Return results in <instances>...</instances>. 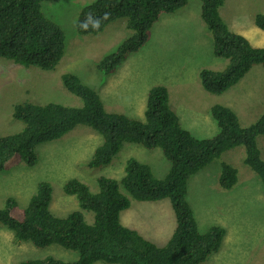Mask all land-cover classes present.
<instances>
[{"label":"trees","instance_id":"obj_1","mask_svg":"<svg viewBox=\"0 0 264 264\" xmlns=\"http://www.w3.org/2000/svg\"><path fill=\"white\" fill-rule=\"evenodd\" d=\"M49 1L58 0H0L1 59L23 68L42 71L56 68L64 53L65 37L61 28L41 12L42 3ZM198 1L200 20L212 38L213 56L227 61L221 71L201 69L198 79L204 91L219 95L239 82L253 66L264 70V47L250 44L243 35L226 27L219 14L224 0ZM188 2L95 0L80 10L74 30L80 36H94L109 24L125 20V28L131 34L95 65L97 72L108 76L130 54L144 47L150 29L161 16L174 14ZM253 22L264 32V13L256 14ZM61 82L80 100L81 106L26 102L15 105L12 117L23 127L16 133L0 136V171L11 163L33 167L36 147L60 138L77 126L88 127L101 137L100 145L87 160L88 169L110 164L123 143L148 150L160 149L169 167L158 179L148 165L128 158L119 181L97 179L96 194L75 179L66 181L64 194L73 196L80 210L92 214L90 224L85 222L81 211H73L65 218L52 215L48 209L51 188L47 182L37 184L25 207H18L13 199L7 198L0 208V229L10 233L15 243H30L40 249L56 245L75 252L77 257L73 262H63L48 256L25 259L20 264H202L208 256L216 254L224 230L211 226L203 233L198 231L186 200L188 179L224 152L242 146L243 163L259 176L264 187V161L256 140L257 136H264V112L253 124L241 127L234 111L214 105L210 116L216 123L217 133L209 139H198L182 127L162 86L147 91L143 119L136 120L106 112L96 91L82 84L75 75L63 74ZM235 183V170L222 163L218 186L228 190ZM118 186L135 201H169L175 226L163 246L145 240L133 227L120 224L119 213L129 207V200L119 192Z\"/></svg>","mask_w":264,"mask_h":264},{"label":"rangeland","instance_id":"obj_2","mask_svg":"<svg viewBox=\"0 0 264 264\" xmlns=\"http://www.w3.org/2000/svg\"><path fill=\"white\" fill-rule=\"evenodd\" d=\"M93 1L42 3V14L57 24L65 37L63 57L53 71L23 68L0 58V136L16 133L23 127L12 117L13 107L18 103L80 107V100L62 85L61 75L67 73L93 88L106 112L136 120L143 119L147 91L154 86L164 87L169 106L182 127L198 139H209L217 133L210 116L214 105L234 111L241 127L253 124L264 112V70L259 66H253L222 94H210L201 88L198 72L221 71L227 61L213 56L212 38L200 20L198 0H189L181 10L161 16L150 29L144 47L130 54L108 76L96 71V63L131 32L125 28V20H117L97 35L76 34L74 22L80 10ZM219 10L230 31L243 35L254 46L264 47V32L253 22L256 14L264 13V0H224ZM256 140L264 161V136H257ZM100 143L99 134L77 126L60 138L36 147L33 167L9 164L0 171V208L7 198L13 199L18 207H25L37 184L47 182L51 188L48 209L52 215L65 218L79 210L76 199L63 192L68 180L75 179L96 194L97 179L119 181L128 158L148 165L158 179L168 170L169 163L160 149L148 150L133 143H123L107 166L88 169L87 160ZM243 159V147H235L188 179L186 200L198 231L203 233L211 226L224 230L219 251L202 264H264V187ZM222 163L236 172V183L228 190L218 186ZM118 190L129 200V207L119 213L120 224L133 227L145 240L163 246L175 226L169 201L139 202L130 199L121 186ZM83 215L87 223L92 222L91 213L83 212ZM48 256L63 262L77 259L75 252L56 245L40 249L30 243H15L10 233L0 229V264H20L25 259Z\"/></svg>","mask_w":264,"mask_h":264},{"label":"clouds","instance_id":"obj_3","mask_svg":"<svg viewBox=\"0 0 264 264\" xmlns=\"http://www.w3.org/2000/svg\"><path fill=\"white\" fill-rule=\"evenodd\" d=\"M87 5H88V4H87ZM219 11H220V10H219ZM219 14H220V12H219ZM220 17H221V14H220ZM115 48H116V47H115ZM115 48H114V49H115ZM114 49H113V50H114ZM113 50H112V51H113ZM63 54H64V53H63ZM107 54H108V53H107ZM105 55H106V54H105ZM105 55H104V56H105ZM62 57H63V56H62ZM67 74H70V73H67ZM72 75H74V74H72ZM61 76H62V75H61ZM75 76H76V75H75ZM76 77H77V76H76ZM77 78H78V77H77ZM78 79H79V78H78ZM79 81H80V80H79ZM80 82H81V81H80ZM81 83H82V82H81ZM78 211H81L82 214H83V212H85V211H82V210H80V209H79ZM83 217H84V215H83ZM84 220H85V218H84ZM85 222H86V220H85ZM86 223H87V222H86ZM88 224H90V223H88Z\"/></svg>","mask_w":264,"mask_h":264},{"label":"bare ground","instance_id":"obj_4","mask_svg":"<svg viewBox=\"0 0 264 264\" xmlns=\"http://www.w3.org/2000/svg\"><path fill=\"white\" fill-rule=\"evenodd\" d=\"M132 28H134V27H132ZM22 106V105H21ZM14 108V107H13Z\"/></svg>","mask_w":264,"mask_h":264}]
</instances>
